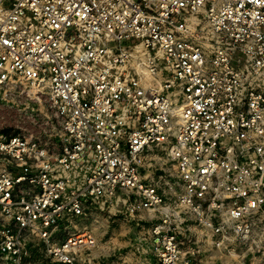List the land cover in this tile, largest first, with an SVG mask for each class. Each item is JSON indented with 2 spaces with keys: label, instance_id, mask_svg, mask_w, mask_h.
<instances>
[{
  "label": "built area",
  "instance_id": "built-area-1",
  "mask_svg": "<svg viewBox=\"0 0 264 264\" xmlns=\"http://www.w3.org/2000/svg\"><path fill=\"white\" fill-rule=\"evenodd\" d=\"M14 82L48 103L0 134V257L80 264L125 206L154 264H264V0H0Z\"/></svg>",
  "mask_w": 264,
  "mask_h": 264
},
{
  "label": "rangeland",
  "instance_id": "rangeland-1",
  "mask_svg": "<svg viewBox=\"0 0 264 264\" xmlns=\"http://www.w3.org/2000/svg\"><path fill=\"white\" fill-rule=\"evenodd\" d=\"M36 90L24 82H14L0 85V134L18 133V129L25 126L27 115L34 113L39 117L44 116L47 105L46 95L38 100ZM40 97V96H39ZM159 155L158 152H154ZM162 155V154H161ZM159 164L154 166L156 180L165 176L166 181L176 180L174 163L165 155ZM2 164L0 162V169ZM161 168L165 169V173ZM154 219L150 222L135 220L127 212L125 206L105 208L95 211L85 220L80 222L82 231H91L96 239L95 247L81 252L80 264H154L153 259L145 254L144 238L148 229L158 224ZM181 227H185L181 225ZM182 240V238H181ZM191 244L185 242L182 246L183 253H188ZM186 257H190L187 254ZM198 261L209 264L207 254L200 255ZM217 262V261H216ZM0 264H15L13 260L0 257ZM21 264H58L45 250V246L38 240L30 243L27 254Z\"/></svg>",
  "mask_w": 264,
  "mask_h": 264
},
{
  "label": "crops",
  "instance_id": "crops-1",
  "mask_svg": "<svg viewBox=\"0 0 264 264\" xmlns=\"http://www.w3.org/2000/svg\"><path fill=\"white\" fill-rule=\"evenodd\" d=\"M148 264H152V263H148Z\"/></svg>",
  "mask_w": 264,
  "mask_h": 264
}]
</instances>
